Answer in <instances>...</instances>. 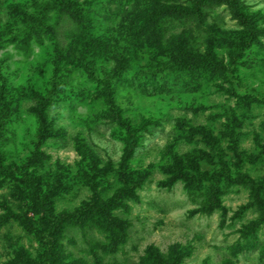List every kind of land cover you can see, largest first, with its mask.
Segmentation results:
<instances>
[{"label": "rangeland", "instance_id": "1", "mask_svg": "<svg viewBox=\"0 0 264 264\" xmlns=\"http://www.w3.org/2000/svg\"><path fill=\"white\" fill-rule=\"evenodd\" d=\"M48 199L125 232L74 264H264V0H0V264Z\"/></svg>", "mask_w": 264, "mask_h": 264}, {"label": "trees", "instance_id": "2", "mask_svg": "<svg viewBox=\"0 0 264 264\" xmlns=\"http://www.w3.org/2000/svg\"><path fill=\"white\" fill-rule=\"evenodd\" d=\"M57 1L65 2L66 4L68 0ZM70 12L71 10L67 8V13L71 14ZM195 20L197 21L196 18ZM185 21H188L187 17ZM121 124L125 127L130 138L129 152H133L137 143V137L135 135L136 130H134L129 124ZM53 203V201L49 202L48 199V201H46V206L38 209V212L47 215L46 223H43V225L40 226L43 227L42 229L36 231L35 226H27L30 228L29 232L38 236V241L41 245V250L37 253L36 259H28L27 262H29V264H74V255L70 253L64 245L65 237L71 228L81 229L84 235L90 234L95 230L101 231L107 234L109 238L111 237V240L113 239L112 241L115 240L119 243H124L126 241L125 232L119 231L117 229L119 227L116 228L115 223L111 222L113 220L109 222L106 219L99 218V214L93 208L77 209L72 213H68L67 211L56 213L55 204ZM108 251L109 248L105 247L104 254L107 255L111 253H108ZM93 255L98 260H101L99 254L94 253Z\"/></svg>", "mask_w": 264, "mask_h": 264}]
</instances>
